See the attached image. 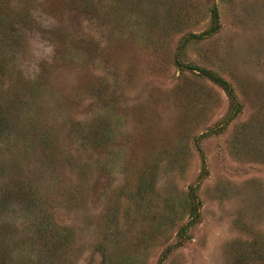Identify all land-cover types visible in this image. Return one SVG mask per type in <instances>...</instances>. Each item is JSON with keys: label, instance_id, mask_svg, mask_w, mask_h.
Masks as SVG:
<instances>
[{"label": "rangeland", "instance_id": "rangeland-1", "mask_svg": "<svg viewBox=\"0 0 264 264\" xmlns=\"http://www.w3.org/2000/svg\"><path fill=\"white\" fill-rule=\"evenodd\" d=\"M0 264H264V0H0Z\"/></svg>", "mask_w": 264, "mask_h": 264}, {"label": "trees", "instance_id": "trees-1", "mask_svg": "<svg viewBox=\"0 0 264 264\" xmlns=\"http://www.w3.org/2000/svg\"><path fill=\"white\" fill-rule=\"evenodd\" d=\"M211 14H212L211 27H210L209 31L207 32V35H211V34L216 33L220 27L219 16L217 13V9L215 7L212 8ZM193 37H195V36H193ZM201 72L203 73L204 76H206L208 79H210L215 84H217L220 88L223 89V91L226 93V95L229 98V101H230V104L232 107V115L237 114L239 112L240 108H239L236 96L234 94V91H233L232 87L230 86V84L228 82H226L224 79H222L220 76H217L213 72H210L207 70H201ZM202 170H203V172L206 171L205 165H203ZM193 214L196 218L199 217L198 210H196L195 208L193 209Z\"/></svg>", "mask_w": 264, "mask_h": 264}]
</instances>
